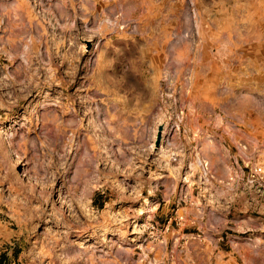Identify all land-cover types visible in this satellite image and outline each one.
Returning a JSON list of instances; mask_svg holds the SVG:
<instances>
[{"label":"rangeland","instance_id":"rangeland-1","mask_svg":"<svg viewBox=\"0 0 264 264\" xmlns=\"http://www.w3.org/2000/svg\"><path fill=\"white\" fill-rule=\"evenodd\" d=\"M253 233L264 0H0V264H204Z\"/></svg>","mask_w":264,"mask_h":264},{"label":"crops","instance_id":"crops-1","mask_svg":"<svg viewBox=\"0 0 264 264\" xmlns=\"http://www.w3.org/2000/svg\"><path fill=\"white\" fill-rule=\"evenodd\" d=\"M228 211V209L215 210L213 214L221 219L227 217L226 213ZM232 220L233 219L227 221L229 222ZM219 222L205 219L204 221H199V224L206 228V234L212 235L211 231L214 228L217 230L222 226L228 227V225H225L226 223L221 225ZM231 223L235 226L234 229L236 231H246L256 225V222L252 219L233 220ZM257 226H259V224H257ZM253 234V237L240 240L236 244H232V241L229 239L223 241L221 235L213 236L212 244L214 243L215 245V255H211L210 258L207 257L204 264H264V236L259 237L258 235L255 236L257 233ZM206 252L207 255L210 256L209 246L206 248Z\"/></svg>","mask_w":264,"mask_h":264},{"label":"bare ground","instance_id":"bare-ground-1","mask_svg":"<svg viewBox=\"0 0 264 264\" xmlns=\"http://www.w3.org/2000/svg\"><path fill=\"white\" fill-rule=\"evenodd\" d=\"M16 16H17V14H19L18 12H16V13H14ZM18 17H19V15H18Z\"/></svg>","mask_w":264,"mask_h":264}]
</instances>
